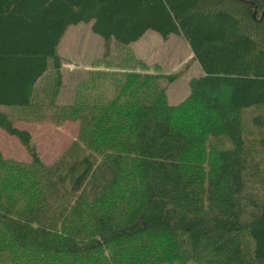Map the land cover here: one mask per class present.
Returning a JSON list of instances; mask_svg holds the SVG:
<instances>
[{"label": "trees", "instance_id": "trees-1", "mask_svg": "<svg viewBox=\"0 0 264 264\" xmlns=\"http://www.w3.org/2000/svg\"><path fill=\"white\" fill-rule=\"evenodd\" d=\"M80 23L105 53L180 36L203 74L177 105L174 76L133 69L100 105L58 106ZM0 106L79 121L48 166L0 113L30 156L0 153V264H264V0H0Z\"/></svg>", "mask_w": 264, "mask_h": 264}, {"label": "rangeland", "instance_id": "rangeland-1", "mask_svg": "<svg viewBox=\"0 0 264 264\" xmlns=\"http://www.w3.org/2000/svg\"><path fill=\"white\" fill-rule=\"evenodd\" d=\"M58 53L62 59V86L56 98L58 106L79 102L100 105L114 95L112 81L109 80L133 69L174 76L173 81L164 79L160 85L165 88L168 103L177 105L189 95V81L203 74L182 37L171 35L164 41L154 31L146 32L140 40L127 47L111 42L109 52L105 53L104 41L91 31L90 24L80 23L66 29ZM0 113L6 114L15 127L30 133L38 156L45 165H52L78 140L79 121L63 120L53 113L44 119H23L18 111L5 106H0ZM245 124L250 127V115H246ZM0 153L5 160L30 163L25 148L2 129Z\"/></svg>", "mask_w": 264, "mask_h": 264}, {"label": "water", "instance_id": "water-1", "mask_svg": "<svg viewBox=\"0 0 264 264\" xmlns=\"http://www.w3.org/2000/svg\"><path fill=\"white\" fill-rule=\"evenodd\" d=\"M255 15H256V12L253 13V16H255Z\"/></svg>", "mask_w": 264, "mask_h": 264}]
</instances>
